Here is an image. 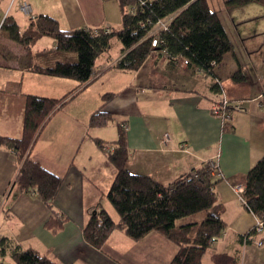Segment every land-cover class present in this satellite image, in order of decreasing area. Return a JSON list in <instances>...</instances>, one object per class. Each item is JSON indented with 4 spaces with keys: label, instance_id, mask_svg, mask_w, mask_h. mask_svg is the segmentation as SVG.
<instances>
[{
    "label": "crops",
    "instance_id": "0c3cea01",
    "mask_svg": "<svg viewBox=\"0 0 264 264\" xmlns=\"http://www.w3.org/2000/svg\"><path fill=\"white\" fill-rule=\"evenodd\" d=\"M18 1L11 5V0H0V29L4 20L12 17L24 32L41 14L57 19L63 30L122 26L120 0H26L29 12L21 10ZM251 7L249 4L229 10L226 5L224 9L220 5L222 13L212 7L228 33L237 30L240 42V47L234 44L235 62L218 70L225 95L241 101L244 108L233 111L227 130H223L221 120L212 113L217 98L211 88L215 79L202 69L189 66L183 58L172 61L167 53L153 51L133 71L114 66L121 53L116 57L101 54L91 83L76 89L78 82L74 79L32 74L33 71L19 67L13 57L23 56L24 48L4 35L0 45L12 49L14 56L8 55L10 60H7L0 53L1 93L23 95L27 88L28 94L62 98L75 92L51 115L31 149L33 159L63 177L53 207L68 221L57 233L45 226L51 215L49 206L35 189L23 191L15 184L20 163L13 150L0 145V239L10 238L13 245L23 249L34 248L58 264H138L142 259L135 263L129 253L134 249L151 260V249L140 248L138 243L152 238L165 237L164 250L167 237L157 231L135 240L124 230L115 229L101 249L91 246L84 238V225L95 210L103 207L113 214L111 202L108 199L106 204L103 196L107 197L117 167L98 141L115 145L113 142L124 131L129 170L150 175L164 185L219 155L222 177L215 191L227 227L205 252L203 264H264V231L244 239L255 226L257 214L240 201L233 188L235 183L245 184L250 168L264 155V26L238 31L240 23L254 18L247 15V10L257 11ZM258 12L264 14V9ZM40 42L43 48L38 45ZM55 47V40L44 36L31 49L38 56L42 50ZM237 61L247 76L243 82H235L228 75L236 69ZM28 77L35 83L27 86ZM109 92L114 96L104 104L103 95ZM11 107H14L12 103L0 113V136L21 137L25 105L16 123ZM99 109L110 112L112 119L105 126L93 127L90 119ZM166 134L168 139L164 141ZM112 217L119 220V216ZM7 256L13 261L10 252Z\"/></svg>",
    "mask_w": 264,
    "mask_h": 264
},
{
    "label": "trees",
    "instance_id": "16d2710c",
    "mask_svg": "<svg viewBox=\"0 0 264 264\" xmlns=\"http://www.w3.org/2000/svg\"><path fill=\"white\" fill-rule=\"evenodd\" d=\"M254 3L264 6V0H225L229 10ZM120 6L122 26L110 31L107 28L63 30L57 19L41 14L22 32L16 20L7 17L0 33L21 45L24 54L13 57L14 51L4 45H0V53L7 60H10L8 55L17 59V64L22 69L74 79L78 82V89L91 83L97 58L111 48L112 39L117 37L122 44L121 57L114 64L117 68L134 71L141 67L153 51L167 53L172 61L187 59L189 66L210 74L215 79L211 85L217 95L215 102L223 98L218 70H222L225 55L234 53V43L219 13L211 7L208 0H149L144 6L140 4V0H120ZM134 8L136 9L133 10ZM170 16L175 17L168 30L150 34L155 23ZM44 36L55 40V49L47 48L38 56L33 55L31 47ZM153 37L160 39L155 48L152 46ZM73 52L75 58L72 57ZM228 75L235 82H243L247 78L238 61L236 69ZM74 92L62 98L28 94L22 136H0V145L13 150L20 163L15 184L23 191L37 189L38 195L51 211L45 226L54 233L63 229L68 221L67 217L61 216L53 207V201L64 179L33 159L31 149L39 131L51 115ZM113 96L111 92L104 94V104ZM231 109L235 111L238 108ZM111 119L110 112L99 109L92 114L90 124L102 127ZM230 121L222 124L223 130L230 127ZM113 143L115 148L107 153L117 167V174L107 196L118 212L119 220L116 221L105 208L100 207L84 225L86 242L101 249L115 229L124 230L135 240L151 231H157L177 245L169 264H203L205 252L224 234L227 227L217 205L215 191V185L222 176L212 173L208 161L190 174L164 185L150 175L129 170L124 131ZM98 144L103 148L108 145L101 140ZM244 195L248 199L245 206L264 217V155L247 173ZM203 210H207L208 214L201 222L190 221L174 230L177 220ZM9 252L13 261L8 264H58L47 254L34 248L23 249L19 245H13L10 238L3 237L0 239V255L5 257Z\"/></svg>",
    "mask_w": 264,
    "mask_h": 264
},
{
    "label": "rangeland",
    "instance_id": "374dc122",
    "mask_svg": "<svg viewBox=\"0 0 264 264\" xmlns=\"http://www.w3.org/2000/svg\"><path fill=\"white\" fill-rule=\"evenodd\" d=\"M208 1H209L210 5H212V7H214V9H218L222 13V10H220V5L224 9L225 0H208ZM251 6H252L251 8H256L257 11H253V10L248 11L247 10V12H248L247 15H248L249 19L252 18V17H254V18H252L248 22L240 23L238 25L239 26L238 27V31H242V28H244V29L245 28L257 29V28H260V27L264 26V14L258 12V10H260V8L264 9V6L261 5V4H257V3L251 4ZM224 12H228V11L225 9ZM224 12H223V15H226V13H224ZM227 15H228V13H227ZM234 16H237V15L234 14ZM119 28H120V26H117L115 28V30H118ZM230 31L231 32H229V33H231L230 35H231V37L233 39V42H234L235 46L240 47V42H238V40H237V30L236 29H231ZM3 36H4L3 33H0V44L4 40ZM259 36H262V34L259 35ZM38 45L41 48L44 47L43 46V42H40ZM121 46H122V44H121L120 40L117 37H114L112 39L111 48L108 51H106L105 53H103V54L110 55L111 57H116V56H118L121 53ZM49 49L51 50V48H49ZM72 54H75V52H73ZM232 62H235L234 58H233V53L229 52V53H227L225 55L224 65H223V67H221V69H225L226 67L228 68V65L232 64ZM32 74H35V73L33 72ZM34 83L35 82L32 79H30V77L27 78V80H26V85L27 86L28 85H32ZM24 92H25V94H23V95H12V96H6V95H4V93L0 92V113L2 112V110L4 112V110H6V108H8L9 104L12 103V105L14 107H11V108L14 111V122L15 123L17 122V120L21 119L20 116L23 115V110L22 109H24V105H26V98H27V95H28V93H26L27 92V88H25ZM221 96L228 97L227 95H225L224 92H223V94ZM228 98H230V97H228ZM231 101H236V100H232L231 99ZM237 102L240 104V108H241V106H243V103L241 101H237ZM240 108H238L237 110H240ZM232 113H233V111H232ZM0 121H1V118H0ZM108 199H109L108 196L106 197V194H105L103 196V201H105L106 204H109ZM111 211L113 213L112 215H114L115 218H118V216H119L118 212L114 209V207L112 205H111ZM207 214H208V211L207 210H203V211H201L199 213H196V214H193V215H190V216L182 217L179 220H177L176 227L174 228V230H177L180 227V225H182L184 223H187V222H190V221L201 222L206 217ZM160 234H163V233H160ZM165 240H166V238L163 237L162 240H160L159 238H156V239L152 238L150 240L146 239L144 242L139 241L138 245H139L140 248L145 247L146 249H151V251L153 252V254H151L152 255V258H151L152 261L149 260V258L142 257L134 249L131 250L129 255H130L131 259H133V261L135 263L137 262L138 258H141L143 262L142 261L140 262L138 260V264H143L144 261H146V260H149V261H146V264H152V262L155 263V264H169V262L171 261L173 255L176 252L177 245H176V243L173 240H171L169 237H167L168 245L163 250L162 243ZM138 245L135 246V249L138 247ZM132 248L133 247H129V249H132ZM160 253L162 254V257H160ZM10 262H12V260H11V258L9 256L0 257V263L1 264H8Z\"/></svg>",
    "mask_w": 264,
    "mask_h": 264
},
{
    "label": "built area",
    "instance_id": "2783aa9c",
    "mask_svg": "<svg viewBox=\"0 0 264 264\" xmlns=\"http://www.w3.org/2000/svg\"><path fill=\"white\" fill-rule=\"evenodd\" d=\"M17 0H11V5ZM147 1L149 0H140V4L141 5H145L147 3ZM19 6L21 8V10L25 11V12H29L30 10V5L26 0H19L18 1ZM136 8H134L133 10H135ZM175 16H170L167 19L164 20H159L157 23H155L152 31L150 32V34H154L157 31L160 30H168L172 20L174 19ZM110 28H107V31H110ZM160 43V39L158 37H153L152 40V46L153 48L157 47ZM185 63L188 64V60L187 59H183ZM264 105V102H263ZM232 107L234 108H240V104L237 101H231L230 98L224 96L223 98H221L220 100H218L217 102H215L212 106V113L217 116L222 124H226V122L230 121L232 118ZM242 108V106H241ZM125 129H127V126L125 125L124 127ZM168 139V134L165 135V140L166 141ZM114 145L112 144H108L105 146V151L106 152H110L114 149ZM218 156L217 155L215 157L214 160H210V167L212 169V173H218V175H222L221 174V169H220V165L218 162ZM235 192L238 195V198L240 199V201L244 204L247 205L248 203V199L246 198V196L244 195L245 192V184L243 183H235L233 186ZM36 192L37 189H35ZM264 231V217L257 215V220L255 223V226L249 231L247 232L243 237L245 240L250 239L252 236H259L263 233ZM258 243L261 245L263 244V240H259Z\"/></svg>",
    "mask_w": 264,
    "mask_h": 264
},
{
    "label": "water",
    "instance_id": "95a60500",
    "mask_svg": "<svg viewBox=\"0 0 264 264\" xmlns=\"http://www.w3.org/2000/svg\"><path fill=\"white\" fill-rule=\"evenodd\" d=\"M94 212H96V210Z\"/></svg>",
    "mask_w": 264,
    "mask_h": 264
}]
</instances>
